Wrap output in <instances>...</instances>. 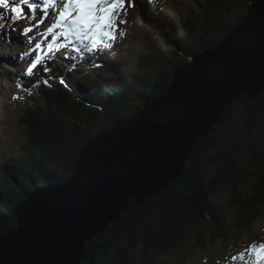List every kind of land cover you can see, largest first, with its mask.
<instances>
[{
    "label": "trees",
    "instance_id": "trees-1",
    "mask_svg": "<svg viewBox=\"0 0 264 264\" xmlns=\"http://www.w3.org/2000/svg\"><path fill=\"white\" fill-rule=\"evenodd\" d=\"M254 1L209 0L201 5L202 12L196 5L194 14H171L169 36L177 37L176 42L166 38L164 28L169 18L162 21L163 31L152 27L161 36L163 54L169 62L166 70L157 64V70L145 71L144 62L137 68L126 65L121 67L119 81L114 73L106 88L111 72L99 71L108 69V63L91 61L76 73L78 81L69 78L70 89L61 84L62 74L55 67H48L49 72L42 71L36 81L18 88L19 99L27 104V115L21 119L24 143L21 153L12 154L2 166L0 235L18 227L15 210L35 188L68 182L83 147L94 136L118 120L132 117L148 101L165 96L175 68L186 66L203 50L221 45L247 16ZM164 10L157 12L158 19L167 16ZM147 59L155 63L151 57ZM95 68L97 81L83 86L87 73ZM10 77L8 71L0 74V80L8 84ZM262 108L264 90L255 99L247 94L235 99L224 111L225 121L191 152L182 176L143 204L130 201L121 219L87 243L80 264H167L171 255L179 258L188 252L195 258L199 251H220L229 242L237 243L243 233L253 234L255 225L264 220V145L252 139L255 128L263 124L257 119ZM227 138L236 144L210 157L209 150ZM244 141L245 153L241 150ZM212 162L224 169L215 177L207 175ZM230 187L250 189L248 195L245 191L231 195L230 203L237 213L233 222L224 207L213 201ZM207 225L212 226L208 234L204 231Z\"/></svg>",
    "mask_w": 264,
    "mask_h": 264
},
{
    "label": "water",
    "instance_id": "water-1",
    "mask_svg": "<svg viewBox=\"0 0 264 264\" xmlns=\"http://www.w3.org/2000/svg\"><path fill=\"white\" fill-rule=\"evenodd\" d=\"M264 90V0L214 49L176 67L169 92L118 120L82 150L66 183L35 188L0 235V264H80L87 243L179 179L187 158L243 94Z\"/></svg>",
    "mask_w": 264,
    "mask_h": 264
},
{
    "label": "rangeland",
    "instance_id": "rangeland-1",
    "mask_svg": "<svg viewBox=\"0 0 264 264\" xmlns=\"http://www.w3.org/2000/svg\"><path fill=\"white\" fill-rule=\"evenodd\" d=\"M208 1L209 0H126V14L124 15L126 23L119 24V31L123 34L117 37L111 48H104L103 52H96L94 50L89 51V48L91 47L90 41L81 42L74 40L73 38H60L58 40L57 37L61 32L60 28H56L52 33H49L48 28L53 24L58 23L60 17V15L55 17L52 11L50 13L48 12L47 18H44L42 23H40L41 16L39 13L37 14V18L30 23L24 22L20 19H18L16 22H13V14L11 13L10 8L7 10L0 9V14L3 15V18L0 19V33L2 32L4 36H8L11 42L10 45L9 43L3 44L5 45L3 50L6 51L3 54L7 56L12 55L13 59L18 58V56L19 58L28 59H21V64L18 66L16 71H20L21 73L25 74L31 82L36 81L35 78L37 77L40 69L39 65L41 63L53 61V64H57L63 59H71L83 50L90 53V55L93 54L94 57H99V53L102 55L100 58L108 57L109 63L111 65L108 69L99 71L111 72V80L109 79L106 81V88H109L113 80V74L116 73V77H121L119 75V72H121V67L123 68L126 65H132L133 68H137L139 65L142 66V62H144L143 66L147 69L145 71H148V69L150 71L157 70V64H159V67H162L164 70L167 69L166 64L168 65L169 62L166 60L165 54H163L164 48L161 44V37L157 38V35H154V33H152L151 29L149 28L152 26L151 14L147 12L146 6H151L152 3L163 4V7L167 6V11L165 10V12H168V15L174 14L175 16H180V14H194V8L197 6L199 7L198 12H202L201 10H203V8L200 9L201 5L205 2L207 3ZM237 1L238 3L242 4L241 0ZM11 2L15 4H21V0H11ZM31 2L38 4V6L41 5L40 0H31ZM175 2L177 5L181 4L180 10L176 6ZM22 7H24V5H22ZM158 7H160V5ZM167 16H163L161 20H167ZM171 19L172 16L167 20L164 31L168 34V37H166L168 40L176 42L177 37L169 36V30H172V28H168L169 21ZM29 28L33 30L28 32L27 35L21 34L24 30ZM231 33H228L226 37H228ZM155 38L156 41L154 42ZM170 41L169 44L171 45ZM104 43L107 44L109 42L105 40ZM37 44H40L39 49L36 48ZM76 48H79L80 51L77 52L73 50ZM148 57L154 59L155 63L151 64L149 62L151 60L147 59ZM190 60L191 59H189V61ZM18 61H20V59H18ZM170 66L171 65L168 66V70L172 69ZM29 68L33 69L31 73L28 71ZM72 71L75 70L71 68L69 70V66H63L61 69V76L69 78L71 74L73 75ZM74 76L77 80V76ZM86 79L89 80V84L91 82L95 83V80L97 81V77L94 75V73L88 74ZM86 83L87 82H84L83 86H86ZM7 99L8 97H5L6 102H2L1 107L4 108L8 106L7 104L9 102H7ZM257 119L258 122L260 121L259 123L263 121V124L255 128L252 139H257V141L255 140L256 142L264 145V134L262 135L260 132V130H263L264 132V108H262L261 113L257 114ZM1 123L5 124H3V128L0 127V185L5 175L4 168L2 167L5 163V160L8 157L10 158L13 155L20 154L21 146L24 143L21 121L15 112H9L6 121L3 118L1 119ZM228 138L223 140L222 144L218 148L209 150L210 157H214L219 153L227 152L234 144H236L235 140H230ZM241 145V150L245 153V141L244 144ZM248 148L249 146L247 149ZM221 166L222 164L217 165L216 163L212 162V166H210V170L207 172V175H212L214 177L219 175V173H222L224 170H222L223 166ZM243 191H245L246 195L250 193V189L230 187L225 192L219 194L215 200L213 199V201H217L219 205L224 207V210H226L232 222L236 220L237 213L236 207L230 203L231 195H237ZM211 228L212 226L208 225L205 227L204 231L207 232L206 234L210 233ZM262 243H264V220L259 221L255 225L253 234L243 233L241 238L238 239L237 243L234 244L229 242L225 248H222L223 251H219L215 248H212L211 251H199L198 253L194 254L195 258H190V253L188 254V252H186L179 258H175L174 255H171L166 258V260L168 261L167 264H247V262L251 261L253 257L245 250L253 244L258 246ZM237 253L238 255H236ZM240 253H244V260L239 258ZM233 256L237 257L235 261L232 260Z\"/></svg>",
    "mask_w": 264,
    "mask_h": 264
},
{
    "label": "snow or ice",
    "instance_id": "snow-or-ice-1",
    "mask_svg": "<svg viewBox=\"0 0 264 264\" xmlns=\"http://www.w3.org/2000/svg\"><path fill=\"white\" fill-rule=\"evenodd\" d=\"M27 6V15L24 7ZM58 5L63 10L60 13L59 22L48 28V32L52 33L54 29L60 28V35L57 37L68 39L73 38L77 41H90L91 47L89 51L103 52L104 48H111L113 42L120 33L119 24L126 23L124 15L126 14V0H41V5L31 2V0H21V4L12 3L11 0H0V9L7 10L10 8L13 14V22L18 19H36L37 14L41 16L40 23L48 15V6ZM3 15L0 14V19ZM33 29L24 30L21 34L27 35ZM105 40L109 43L105 44ZM51 47V46H50ZM40 48V44L36 45ZM79 52L80 49H73ZM35 66V65H34ZM39 67L44 72H49L47 64L41 63ZM29 73L33 71L29 68ZM63 83V81H61ZM253 259L247 264H264V243L260 245H251L245 250ZM239 258L244 260V253L239 254ZM236 256L232 257L235 261Z\"/></svg>",
    "mask_w": 264,
    "mask_h": 264
},
{
    "label": "bare ground",
    "instance_id": "bare-ground-1",
    "mask_svg": "<svg viewBox=\"0 0 264 264\" xmlns=\"http://www.w3.org/2000/svg\"><path fill=\"white\" fill-rule=\"evenodd\" d=\"M41 1V0H40ZM38 5V4H37ZM52 6V5H51ZM54 15H56V14H58L59 13V11L61 12V8L58 6V5H54ZM241 24V23H240ZM206 50V49H205ZM204 51V50H203ZM202 51V52H203ZM201 53V52H200ZM199 54V53H198ZM193 59V58H192ZM224 122V121H223Z\"/></svg>",
    "mask_w": 264,
    "mask_h": 264
}]
</instances>
